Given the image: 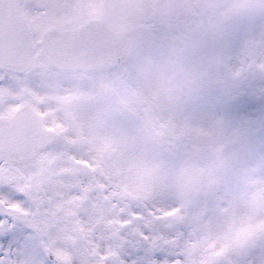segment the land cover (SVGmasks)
<instances>
[{
	"label": "snow or ice",
	"instance_id": "snow-or-ice-1",
	"mask_svg": "<svg viewBox=\"0 0 264 264\" xmlns=\"http://www.w3.org/2000/svg\"><path fill=\"white\" fill-rule=\"evenodd\" d=\"M212 89L264 98V0H0V264H182L153 241L253 228L236 208L264 204V169L211 175L191 212L168 195L229 127L187 114ZM229 262L264 264V240Z\"/></svg>",
	"mask_w": 264,
	"mask_h": 264
},
{
	"label": "clouds",
	"instance_id": "clouds-1",
	"mask_svg": "<svg viewBox=\"0 0 264 264\" xmlns=\"http://www.w3.org/2000/svg\"><path fill=\"white\" fill-rule=\"evenodd\" d=\"M246 142H242L237 130H230L226 126L217 136L216 147L206 153V159L202 165H197L194 174L186 180L176 179L167 184L168 195L183 207H188L207 194L208 181L211 175L226 176L236 168L246 164ZM227 162L225 168L217 166L218 161ZM252 186L264 187V173L256 169H248ZM150 198V197H149ZM238 214L248 217L254 227L242 235L236 236L229 243L223 245L216 241L202 228H193L190 234L182 240H169L159 238L153 241L154 247H170L171 254L184 257L182 264H219V261L227 257L229 253L238 249L255 248L264 240V204L257 203L253 199L242 202L237 208ZM222 250V256L214 253ZM231 264V262H229Z\"/></svg>",
	"mask_w": 264,
	"mask_h": 264
},
{
	"label": "rangeland",
	"instance_id": "rangeland-1",
	"mask_svg": "<svg viewBox=\"0 0 264 264\" xmlns=\"http://www.w3.org/2000/svg\"><path fill=\"white\" fill-rule=\"evenodd\" d=\"M187 114L193 119H201L210 116L223 115L229 122L230 130H236L242 126L248 128L246 139V163L249 166L264 169V98L256 95L253 91L245 89L235 93L225 101L219 89H212L195 99L187 108ZM142 186L136 190H129L127 195L136 199ZM188 207L193 211L198 202ZM105 213H99L95 220L97 230L113 227L105 219ZM159 224V222H158ZM171 227V225H163ZM18 239L22 234L18 230ZM4 237H0V244L4 243Z\"/></svg>",
	"mask_w": 264,
	"mask_h": 264
}]
</instances>
